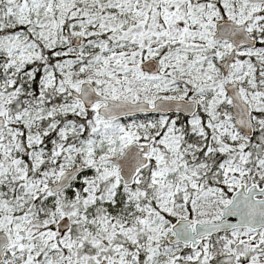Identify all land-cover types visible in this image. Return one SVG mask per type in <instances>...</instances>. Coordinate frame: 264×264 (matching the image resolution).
Wrapping results in <instances>:
<instances>
[{
    "label": "snow or ice",
    "instance_id": "snow-or-ice-1",
    "mask_svg": "<svg viewBox=\"0 0 264 264\" xmlns=\"http://www.w3.org/2000/svg\"><path fill=\"white\" fill-rule=\"evenodd\" d=\"M0 264H264V0H0Z\"/></svg>",
    "mask_w": 264,
    "mask_h": 264
}]
</instances>
